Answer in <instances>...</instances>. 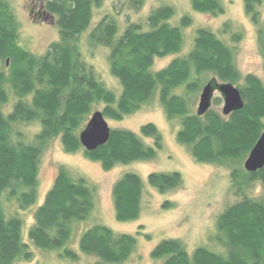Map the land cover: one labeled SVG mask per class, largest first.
Masks as SVG:
<instances>
[{
    "label": "trees",
    "instance_id": "16d2710c",
    "mask_svg": "<svg viewBox=\"0 0 264 264\" xmlns=\"http://www.w3.org/2000/svg\"><path fill=\"white\" fill-rule=\"evenodd\" d=\"M141 1L133 0L132 4L138 6ZM102 2L42 0L43 10L55 18L59 37L45 52L35 54L19 44L15 14L7 0H0V193L15 198L22 208L35 204L40 158L48 142L56 137L65 151L82 149L86 157L100 162L106 170L116 164L153 158L161 147V134L151 122L139 128L142 136L153 138L151 145L134 131L111 128L104 144L86 150L78 134L94 104H104L101 111L105 118L121 120L157 93L166 116L179 119L177 140L189 147L196 160L230 167L232 186L241 198L216 217L214 240L220 250L198 246L188 253L179 240L164 238L152 248L151 257L162 259L163 264H264V198H251L243 192L252 181L264 184V166L253 172L241 166L264 130V84L251 73L240 83L233 48L206 28L195 31L192 47L185 54L152 70L154 58L181 51L182 28L190 23V17L183 15L178 25L169 24L173 9L162 5L148 13L146 29L128 22L120 30L114 18L104 15L88 31L90 46L108 48L110 73L121 85L120 93L114 94L95 77L78 48V37L88 28L93 9ZM262 2L244 0V9L253 22L258 21L256 6ZM190 4L201 13L223 12L219 0H190ZM228 29L225 22L223 30ZM239 38V33H232L233 41ZM258 39L264 58V21L258 29ZM208 74L234 84L243 106L228 115L213 108L202 115L193 111L190 98L201 89ZM10 95L16 100L6 112L4 106ZM33 121L39 123L40 129L33 141H24L16 124ZM146 179L163 193L176 187L181 175L177 171H152ZM142 192V178L135 172L126 171L115 181L112 199L116 219L138 218ZM93 207L94 189L84 178H74L59 166L33 211L27 236L37 247L61 248L63 256L74 259L75 252L66 247L72 224L86 219ZM21 230V218L6 216L0 200V264L31 258ZM135 243V235L117 234L103 224L91 225L78 240L81 251L97 257L93 264H120L131 255Z\"/></svg>",
    "mask_w": 264,
    "mask_h": 264
},
{
    "label": "rangeland",
    "instance_id": "374dc122",
    "mask_svg": "<svg viewBox=\"0 0 264 264\" xmlns=\"http://www.w3.org/2000/svg\"><path fill=\"white\" fill-rule=\"evenodd\" d=\"M7 1L18 22V42L21 46L35 54H42L51 42L58 40L59 32L55 18L43 10L42 0ZM132 1L103 0L99 7L93 9L88 28L78 37V48L86 65L114 94L120 93L121 85L110 73L107 59L108 48L101 45L90 46L87 41L88 31L104 15L114 18L120 30L128 22L139 23L143 29H146L148 13L162 5H168L173 9V15L167 20L169 24L178 25L183 15L190 17V23L182 28L181 51L154 58L152 70H158L167 65L172 58L185 54L192 47L195 31L198 28H206L233 48L235 66L241 78L240 83L246 74L251 73L264 84V58L258 39V29L264 21V2L256 6L259 12L256 23L246 13L244 0H219L223 6V12L216 15L195 11L191 7L190 0H142L138 6L133 5ZM225 22L229 25L227 31L223 30ZM235 32L240 34L237 41L231 39L232 33ZM211 77L212 75L208 74L204 82ZM217 81L220 80L217 79ZM200 90L190 98L193 111H196L198 106ZM215 98H218V102H214ZM15 100L16 97L10 95L8 103L4 106L6 112L10 111ZM222 103L220 93L214 91L210 108L221 113ZM103 106L102 102L94 104L91 113L94 110H101ZM106 121L110 128L134 131L148 145L153 143V138L142 136L139 128L142 124L151 122L156 125L161 134V147L156 150L155 156L151 159L116 164L106 170L100 162L86 157L82 149L68 152L64 150L59 137L51 139L40 158L37 202L22 208L15 198L7 197L6 192L0 193L4 214L17 215L21 218L22 239L32 252L30 259H18L14 264L95 263L98 260L97 257L81 251L78 246L81 233L94 224L106 225L117 234L135 235L136 243L133 252L120 264H163L162 259L151 257L150 252L164 238L179 240L188 253L198 246L220 250L221 248L214 240L216 217L226 206L241 198L232 186L231 168L201 162L193 157L189 147L176 138V132L180 127L179 119H170L166 116L157 93L149 102L141 104L137 110L124 115L121 120L106 118ZM15 128L22 133L24 141L31 142L34 140V134L39 131L40 125L35 121L23 122L16 124ZM59 166H64L74 178H84L94 189V207L86 219L73 222L71 236L66 244L67 248L75 252L74 259L63 256L61 248L37 247L27 236L28 229L33 223V211L43 200ZM126 171L135 172L142 178L141 209L135 220L119 221L115 217L112 187ZM152 171H177L181 175V182L176 187L161 193L147 182L146 177ZM243 192L251 198H264V184L258 180L252 181L245 186ZM164 203L168 205L164 206Z\"/></svg>",
    "mask_w": 264,
    "mask_h": 264
},
{
    "label": "water",
    "instance_id": "95a60500",
    "mask_svg": "<svg viewBox=\"0 0 264 264\" xmlns=\"http://www.w3.org/2000/svg\"><path fill=\"white\" fill-rule=\"evenodd\" d=\"M214 91L219 92L222 97V115H228L243 106L241 93L234 84L217 81L215 77H212L201 87L196 108L198 115H202L210 108ZM110 129L102 111L94 110L80 130L78 138L86 150H93L107 141ZM262 166H264V130L243 161V168L249 172H253Z\"/></svg>",
    "mask_w": 264,
    "mask_h": 264
}]
</instances>
